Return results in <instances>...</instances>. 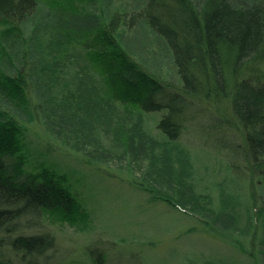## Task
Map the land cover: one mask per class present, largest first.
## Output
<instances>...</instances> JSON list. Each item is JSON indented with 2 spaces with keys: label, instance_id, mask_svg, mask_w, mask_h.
<instances>
[{
  "label": "rangeland",
  "instance_id": "rangeland-1",
  "mask_svg": "<svg viewBox=\"0 0 264 264\" xmlns=\"http://www.w3.org/2000/svg\"><path fill=\"white\" fill-rule=\"evenodd\" d=\"M145 2L41 0L37 17L24 29V45L0 34V46L7 44L9 54L0 56V73L15 78L26 63L28 95V103L20 105L0 94V120L12 118L22 128L26 170L63 176L78 206L74 223L45 212L37 227L24 226L19 234L53 236L51 259L61 264H264V176L251 177L240 160L242 133L228 110L220 114L204 104L183 111L176 107L189 129L171 145L158 128L163 113L100 104L90 90H99L97 83L88 85V96L81 90L86 65L74 47L92 40L79 36L100 27L101 14L109 22L110 16L130 14ZM72 7L82 14L74 15ZM38 25L41 31L34 32ZM62 26L72 36L65 46L71 45L73 65L61 84H53L39 72L43 55L36 35L57 42ZM117 38L154 75L180 85L166 43L146 22L120 26ZM64 85L68 100L55 106L47 96L63 89L67 94Z\"/></svg>",
  "mask_w": 264,
  "mask_h": 264
},
{
  "label": "trees",
  "instance_id": "trees-1",
  "mask_svg": "<svg viewBox=\"0 0 264 264\" xmlns=\"http://www.w3.org/2000/svg\"><path fill=\"white\" fill-rule=\"evenodd\" d=\"M40 2L0 0L2 37L24 45V29L37 17ZM145 3V7L130 14L110 16L109 22L101 14L103 24L79 36L88 35L92 40L85 41L83 47L81 44L82 48L74 47L82 56L79 58L83 66L86 65L82 68L85 75L82 80L87 86L84 81L80 84L83 93L97 83L99 90L89 88L96 91L93 96L100 104L111 106L117 102L139 107L142 114L163 113L158 128L171 145L188 128L185 116L181 119L183 109L204 104L220 114L228 110L242 133V145H237L240 160L251 177L264 176V0H146ZM71 10L76 16L82 14L74 7ZM139 22H146L166 43L180 85L154 75L119 43L120 26ZM65 28L58 30L57 42L36 35L39 53L43 55L39 72L53 84H61L65 70L73 65L68 48L71 45L65 46L72 36L68 37ZM35 31H41L39 25ZM6 45L0 46V56H9ZM47 53L51 56L46 59ZM86 63L94 69L93 74ZM24 66L17 69L15 78L0 73V94L20 105L28 103ZM64 86L67 94L63 89L47 96L55 100V106L57 101L68 100L69 88ZM72 95L74 92H70ZM26 149L23 130L16 121L0 120V264H61L51 259L55 249L53 236L19 233L24 226L37 227L45 212L74 223L78 206L65 187L63 176L49 171L34 175L26 170ZM171 203L180 211L202 219L196 211L175 201Z\"/></svg>",
  "mask_w": 264,
  "mask_h": 264
}]
</instances>
